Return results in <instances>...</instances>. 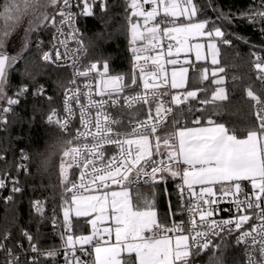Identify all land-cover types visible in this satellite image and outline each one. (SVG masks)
Returning a JSON list of instances; mask_svg holds the SVG:
<instances>
[{
	"label": "snow or ice",
	"instance_id": "obj_1",
	"mask_svg": "<svg viewBox=\"0 0 264 264\" xmlns=\"http://www.w3.org/2000/svg\"><path fill=\"white\" fill-rule=\"evenodd\" d=\"M95 7L106 14L109 0H4L0 4L4 21L0 25V126L10 122L6 114H15L12 106L20 103L18 97L29 93V85L24 84L14 93L17 98L8 95L9 76L33 44L34 33L54 29L49 50H43L39 36L35 48L46 65L72 71L68 81L72 87L66 89L63 100L64 115L53 108L47 116L49 124L71 135L77 117L73 104L78 106L80 127L60 152L62 220L56 208L48 217L43 201L31 204L40 222L50 219L54 230L63 228L56 234L62 241L64 264H192L191 258L197 255H207V264H225L226 241L234 233L235 244L244 247L247 264H264V95L251 85L247 87L256 124L242 129L241 135L204 116L207 106L218 113L229 100L225 78L218 76L225 72L224 67L214 68L211 79L202 67L200 80L207 84L198 90L186 87L192 64L210 57L211 64L218 66L221 46L233 45L229 37L248 41L217 23L231 24L232 19L215 8L213 0H208L207 7L218 13L216 20L207 17L197 0H125L133 58V73L126 79L125 74H113L107 61L81 62L91 41L85 44L77 18L92 16ZM241 17L261 25L264 34V0H258ZM25 20L20 51L12 55L8 51L10 38ZM69 41L76 47L70 48ZM181 53L185 54L183 62ZM192 53L195 61L188 59ZM251 55L259 72L260 93H264V55ZM167 66H171L170 72ZM38 74L24 60L23 75L34 82ZM211 86L215 87L208 97ZM201 92L203 98L198 96ZM32 94L44 96L43 85ZM193 102L205 107L196 108ZM174 107L177 116L172 118L170 130L163 131ZM114 109L126 110L129 119L113 116ZM194 111L201 112V117L190 122L195 127L189 126L185 117ZM202 119L206 124L202 125ZM74 169L79 170L78 181L69 178ZM20 170L26 171L24 164L19 165ZM71 175L75 176V171ZM169 181L175 182L178 211L187 215V222L169 224L158 213L159 194L171 196ZM11 185L12 194L22 191L19 180L13 179ZM142 185L149 189L148 194ZM7 186L0 178V190ZM13 199L11 194L6 198L9 202ZM229 200L232 207L223 208ZM220 212L229 215L214 218ZM169 213L175 215L170 201ZM80 223L89 226L90 234L76 233ZM21 236L28 243L27 250L22 244H6L8 233L0 239V254L5 257L0 264H25L17 247L35 254L26 264H42L39 258L44 256L54 261L60 254L56 247L40 248L29 231L21 230ZM213 238L221 243H214ZM78 252L84 256L94 252V258L85 261Z\"/></svg>",
	"mask_w": 264,
	"mask_h": 264
},
{
	"label": "trees",
	"instance_id": "obj_2",
	"mask_svg": "<svg viewBox=\"0 0 264 264\" xmlns=\"http://www.w3.org/2000/svg\"><path fill=\"white\" fill-rule=\"evenodd\" d=\"M3 2L4 0H0V4H3ZM197 2L204 8L208 18L216 20L218 13L213 8L207 7L208 0H197ZM213 3L215 8L230 14L232 19L231 24L219 20H217V23H223V27L229 33L242 36L248 43L229 37L233 39V45L221 46L220 64L217 67H224L225 72L219 73L218 76L225 78L224 87L229 94V100L223 102L218 113L212 111V106H207L208 111L204 113V116L224 123L229 129H235L238 134L243 135L241 133L242 129H247L256 124L253 102L246 96L247 87L251 85L255 92L264 95V93H260L261 84L257 79L259 72L255 69V57L251 55L252 52H259L264 55V34L259 30L261 25H254L241 17V13L251 7V0H213ZM109 4L110 10L106 14L101 13L99 8H96L92 16L80 19L84 42L88 44L91 41L87 51V61H107L113 74L128 75L133 58L125 19V0H109ZM128 14H130V10ZM3 23V19L0 18V25ZM26 27L27 22L25 20L23 25L10 38L8 51L12 55H16L20 51L21 38ZM36 36L44 41L43 50L47 51L51 42V31L41 30L34 33L33 44L27 51L23 52L24 59L18 61L17 70L10 73L13 94L24 84L29 85V93L23 97H18L20 103L14 109L15 114L9 116L8 120L10 122L0 131V157H2L0 158V178H3L6 175L5 173L9 171L20 177L26 185V191L16 194L12 202L0 200V239L8 233L11 236L9 244L16 246L18 243L24 242L21 230H26L31 232L38 240L40 248L49 249L60 247L62 241L56 231H62L63 228L54 230L50 219L40 222V218L35 214L31 204L34 200L43 201L46 215L51 217L53 208H56L59 218L62 220L60 205L64 186L61 184L59 172L62 153L54 157V167L48 171H41L38 168L36 157L40 151L49 147L55 135L59 134L66 139H71L70 135L63 133L58 127L47 122V116L50 114L51 109L60 105L68 80L65 68H58L52 64L46 65L41 60V53L35 48ZM24 60H28L30 66L39 72L34 82L23 75ZM202 67L209 70L212 64L198 62L191 66L189 88L198 90L207 84V82L202 83L200 80ZM209 76L211 79V75ZM233 77L236 79L234 80ZM61 84L65 87H60ZM40 85H43L45 95H33L35 88ZM214 87L209 88L208 97L211 96ZM46 94L52 97L50 102L47 100ZM198 96L203 98L204 93H198ZM193 104L196 108L202 109L205 107L196 102H193ZM185 117L189 126H196L190 122L197 117H201V112L185 113ZM204 124H206V120L202 119V125ZM170 127L171 122L168 124V128ZM22 153L28 159L25 160ZM24 162L29 165L27 173L23 170L17 171L19 164ZM72 171L74 170H70L69 176L71 180L74 177L71 175ZM141 189L145 194H148L149 189L145 186H141ZM167 189L171 196L165 197L161 192L158 196L157 209L161 218L171 224L181 219L178 211L180 202L176 195L175 182L169 181ZM169 201L175 215L169 213ZM87 230H89V226L84 223L77 224L75 227L77 234L80 231ZM214 243L221 242L217 238ZM226 243L225 264H241L240 250L233 243L231 236L227 238ZM39 259L42 264H64V258L60 255L56 256L54 261L46 256ZM201 260L203 264H207V255H203ZM26 262L27 260H25V264Z\"/></svg>",
	"mask_w": 264,
	"mask_h": 264
},
{
	"label": "built area",
	"instance_id": "obj_3",
	"mask_svg": "<svg viewBox=\"0 0 264 264\" xmlns=\"http://www.w3.org/2000/svg\"><path fill=\"white\" fill-rule=\"evenodd\" d=\"M258 3V0H251V7H254L256 4ZM146 8H150V6H148V5H146L145 6ZM96 8H98V7H95L94 8V12H95V10H96ZM84 17H86V16H79L78 18H77V26L80 28V30H81V27H80V19L81 18H84ZM50 31H51V42H53L52 41V33L54 32V29H49ZM44 31V30H43ZM81 35L83 36V34H82V30H81ZM50 46H51V44H50ZM50 46H49V48H50ZM69 47L70 48H75L76 47V45H75V42H73V41H69ZM49 48L47 49V50H49ZM62 50V49H61ZM81 62H82V64H89V63H91V62H88L87 61V52L86 53H84L82 56H81ZM181 62H183V60L181 59ZM68 63L70 64L71 63V59H69L68 60ZM132 65H133V62H132ZM132 65H131V70H130V72H129V74L128 75H125L126 76V79H130V77H131V74L133 73V67H132ZM168 67V69H169V71H170V68H171V66H167ZM65 74H66V76H67V80L69 81L70 79H72V71H71V69L70 68H67V67H65ZM139 74H138V72H137V76H138ZM9 79H10V85H11V74H10V76H9ZM78 83H82V81H78ZM70 87H72L71 85H69L68 83H67V86H66V88H65V90H64V93H63V96H62V98H61V101H60V105L58 106V107H56L55 109L60 113V115L61 116H63L64 115V113H63V100H64V96H65V91H66V89L67 88H70ZM173 92H175V90H172ZM8 95H10V96H13L14 98H17V97H15L14 96V94H13V92H12V90H11V86H10V88L8 89ZM46 96L48 97V94H46ZM2 106H7L6 104H3ZM13 107V109H15V107H16V105H14V106H12ZM73 107L77 110V117H76V119H74V121H73V124H72V127L70 128V133H71V135L70 136H73V135H75V130L77 129V128H79L80 127V125H79V112H78V106L76 105V104H73ZM51 113V112H50ZM177 108H175L174 107V111H173V114H172V116H170V117H168V124H169V122H171V120H172V118L173 117H175L177 114ZM12 113H8V114H6L7 115V117L9 118V116L11 115ZM112 115L113 116H115V117H120V118H123L124 120H127V119H129V115H128V112L126 111V110H124V111H122L121 109H114V110H112ZM52 125V124H51ZM55 126V125H54ZM56 127H58V126H56ZM5 128V126H0V131H2L3 129ZM59 128V127H58ZM167 128V127H166ZM165 128V129H166ZM63 133H65V132H63ZM65 134H67V135H69V133H65ZM20 164H24L25 165V168H26V171L25 170H23L25 173H27L28 171H29V165L26 163V162H24V163H20ZM19 164V165H20ZM74 171H75V176L72 178V180H77L78 181V179H79V170H75L74 169ZM6 175L3 177L4 179H5V182H6V184L8 185L5 189H3V190H0V200H6V198H7V196H9L10 194L11 195H13V197L16 195V194H20V193H22V192H24V191H26V185L23 183V181L20 179V177L19 176H17V175H14V174H12V173H10L9 171H7L6 173H5ZM13 179H17V180H19V182H20V186L22 187V191L20 192V193H15V194H12L11 193V181L13 180ZM143 186V185H142ZM115 187V186H114ZM7 201V200H6ZM222 207L223 208H231L232 207V205H231V202H230V200L229 201H225L223 204H222ZM249 211H253V210H249ZM228 215H229V213L228 212H220V213H218L214 218H227L228 217ZM180 216H181V219H180V221L181 220H183V221H185V222H187V220L189 219L188 217H187V215H182L181 213H180ZM236 233H234L232 236H231V238H232V240H233V243L235 244V238H236ZM1 239H3V238H1ZM215 239H217V238H213V242H214V240ZM11 240V236L9 235V239L7 240V241H5V243L6 244H9V241ZM18 244H22L23 245V249L24 250H27L28 249V243H27V241L26 240H24V242H20V243H18ZM17 244V245H18ZM11 245V244H10ZM14 246V245H13ZM235 246L240 250V253H241V264H247V258H246V256L243 254L244 253V247L241 245V246H237L236 244H235ZM57 248H59V252H60V256L62 257V258H64V249L63 248H60V247H57ZM17 252H21V259H22V261L24 260H29V259H31V257L33 256V255H35V254H33V253H31V252H27V251H21V249L19 248V247H17ZM77 255H79L80 257H81V259H83V260H85V261H89V262H91V260L94 258V253H93V255L92 256H84L82 253H77ZM203 257V255H197V256H194V257H192L191 258V260H192V264H203V262H202V260H201V258ZM5 257H4V255L3 254H0V260H3Z\"/></svg>",
	"mask_w": 264,
	"mask_h": 264
},
{
	"label": "clouds",
	"instance_id": "obj_4",
	"mask_svg": "<svg viewBox=\"0 0 264 264\" xmlns=\"http://www.w3.org/2000/svg\"><path fill=\"white\" fill-rule=\"evenodd\" d=\"M66 141L64 136L57 134L52 138L49 147L37 154V164L41 171H48L54 167V157L68 146Z\"/></svg>",
	"mask_w": 264,
	"mask_h": 264
},
{
	"label": "rangeland",
	"instance_id": "obj_5",
	"mask_svg": "<svg viewBox=\"0 0 264 264\" xmlns=\"http://www.w3.org/2000/svg\"><path fill=\"white\" fill-rule=\"evenodd\" d=\"M205 54H206V50H205ZM180 59H182V60H184L185 59V54L184 53H181L180 54ZM188 59H190L191 61H195V56H194V53H192V54H189L188 55ZM198 62H208V63H210L211 64V60H210V57L208 58V60L207 61H204V60H202V61H198ZM198 62H195V63H198ZM194 63V64H195ZM194 64H192V65H194ZM187 66V65H186ZM217 66H214V65H212V67H210V69L208 70V72H209V75L211 74V71L214 69V68H216ZM190 70H191V66L189 67V72H188V84H187V89L188 90H196V89H194V88H189V73H190ZM170 71H171V68H170ZM169 71V72H170ZM219 74V73H218ZM180 91H183L182 89L181 90H175V92H180ZM168 130H170V128H168V126H167V128L166 129H164L163 131H168ZM161 135L163 134V132H161L160 133ZM248 187L250 188V185H248ZM78 234H90V228H89V230L88 231H80V232H78ZM113 239H114V237H113Z\"/></svg>",
	"mask_w": 264,
	"mask_h": 264
},
{
	"label": "crops",
	"instance_id": "obj_6",
	"mask_svg": "<svg viewBox=\"0 0 264 264\" xmlns=\"http://www.w3.org/2000/svg\"><path fill=\"white\" fill-rule=\"evenodd\" d=\"M193 127H195V126H193ZM88 231V230H87ZM94 253V252H93Z\"/></svg>",
	"mask_w": 264,
	"mask_h": 264
}]
</instances>
